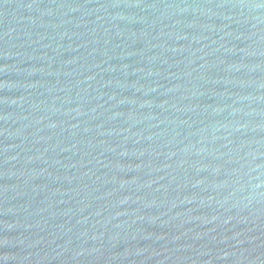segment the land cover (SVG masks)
Segmentation results:
<instances>
[{"label": "water", "instance_id": "water-1", "mask_svg": "<svg viewBox=\"0 0 264 264\" xmlns=\"http://www.w3.org/2000/svg\"><path fill=\"white\" fill-rule=\"evenodd\" d=\"M0 264H264V0H0Z\"/></svg>", "mask_w": 264, "mask_h": 264}]
</instances>
